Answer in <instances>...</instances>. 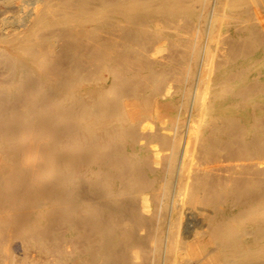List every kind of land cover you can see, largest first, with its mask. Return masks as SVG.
Returning <instances> with one entry per match:
<instances>
[{
	"label": "bare ground",
	"instance_id": "1",
	"mask_svg": "<svg viewBox=\"0 0 264 264\" xmlns=\"http://www.w3.org/2000/svg\"><path fill=\"white\" fill-rule=\"evenodd\" d=\"M0 264H264V0H0Z\"/></svg>",
	"mask_w": 264,
	"mask_h": 264
}]
</instances>
